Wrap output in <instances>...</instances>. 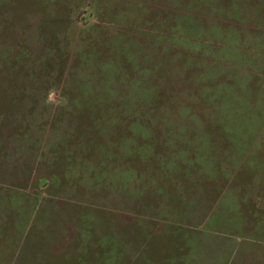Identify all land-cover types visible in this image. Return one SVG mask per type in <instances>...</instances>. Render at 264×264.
<instances>
[{"label":"rangeland","instance_id":"rangeland-1","mask_svg":"<svg viewBox=\"0 0 264 264\" xmlns=\"http://www.w3.org/2000/svg\"><path fill=\"white\" fill-rule=\"evenodd\" d=\"M0 264H264V0H0Z\"/></svg>","mask_w":264,"mask_h":264}]
</instances>
